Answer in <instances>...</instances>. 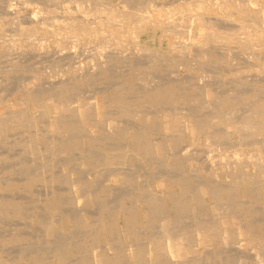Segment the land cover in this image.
Masks as SVG:
<instances>
[{
	"label": "rangeland",
	"instance_id": "1",
	"mask_svg": "<svg viewBox=\"0 0 264 264\" xmlns=\"http://www.w3.org/2000/svg\"><path fill=\"white\" fill-rule=\"evenodd\" d=\"M263 18L264 0H0V264H264Z\"/></svg>",
	"mask_w": 264,
	"mask_h": 264
},
{
	"label": "bare ground",
	"instance_id": "2",
	"mask_svg": "<svg viewBox=\"0 0 264 264\" xmlns=\"http://www.w3.org/2000/svg\"><path fill=\"white\" fill-rule=\"evenodd\" d=\"M208 1H209V0H208ZM217 2H218V1H217ZM38 4H39V3H38ZM63 4H64V3H63ZM66 4H67V3H66ZM199 4H200V3H199ZM208 4H209V3H208ZM67 5H69V4H67ZM200 5H201V4H200ZM215 5H216V4H215ZM220 5H221V4H220ZM247 5H248V4H247ZM218 6H219V5H218ZM234 6H235V5H234ZM62 7H63V6H62ZM214 7H215V6H214ZM222 7H223V6H222ZM235 7H236V6H235ZM240 7H241V6H240ZM251 7H252V5H251ZM70 8L72 9V7H70ZM192 8H193V7H192ZM223 8H224V7H223ZM246 8H247V7H246ZM71 9H70V10H71ZM217 9H218V7H217ZM244 9H245V8H244ZM74 10H75V9H74ZM218 10H220V9H218ZM59 11H60V10H59ZM67 11H68V10H67ZM64 13H65V12H64ZM222 13H223V12H222ZM225 13H226V12H225ZM258 13H259V12H258ZM258 13H257V14H258ZM65 14H66V13H65ZM196 14H197V13H196ZM223 14H224V13H223ZM259 14H260V13H259ZM66 15H67V14H66ZM148 15H149V14H148ZM224 15H225V14H224ZM227 15H228V14H227ZM96 18H97V17H96ZM193 18H194V17H193ZM252 18H254V17H252ZM257 18H258V17H257ZM61 19H62V18H61ZM67 19H68V18H67ZM250 19H251V18H250ZM263 19H264V18H263ZM146 20H147V19H146ZM232 20H233V19H232ZM252 20H253V19H252ZM109 21H110V20H109ZM234 21H235V18H234ZM195 22H196V21H195ZM261 22H262V21H261ZM263 22H264V21H263ZM120 23H121V22H120ZM150 23H151V22H150ZM170 23H171V22H170ZM172 23H174V22H172ZM198 23H200V22L198 21ZM254 23H255V22H254ZM118 24H119V23H118ZM193 24H194V23H193ZM259 24H261V23H259ZM62 25H63V24H62ZM87 25H89V24H87ZM91 25H93V24H91ZM137 25H138V24H137ZM164 25H166V24H164ZM164 25H163V26H164ZM168 25H169V24H168ZM194 25H196V23H195ZM2 26H3V25H2ZM107 26H108V25H107ZM113 26H114V25H113ZM122 26H123V25L121 24V27H122ZM183 26H184V25H183ZM242 26H243V25H242ZM147 27H148V24H147ZM168 27H169V26H168ZM202 27H203V26H202ZM245 27H246V26H245ZM245 27H244V28H245ZM66 28H67V27H66ZM93 28H94V27H93ZM169 28H170V27H169ZM199 28H200V27H199ZM118 29H120V27H119ZM195 29H196V28H195ZM256 29H257V28H256ZM259 29H260V28H259ZM72 30H73V29H72ZM83 30H84V29H83ZM98 30H99V29H98ZM186 30H187V29H186ZM240 30H241V29H240ZM99 31H100V30H99ZM137 31H138V30H137ZM223 31H224V30H223ZM238 31H239V30H238ZM244 31H245V30H244ZM41 32H42V31H41ZM101 32H102V31H101ZM130 32H131V31H130ZM245 32H246V31H245ZM249 32H250V30H249ZM249 32H248V33H249ZM251 32H252V31H251ZM251 32H250V34H251ZM81 33H82V32H81ZM131 33H132V32H131ZM134 33H135V32H134ZM166 33H167V32H166ZM243 33H244V32H243ZM7 34H8V33H7ZM139 34H140V33H139ZM167 34H168V33H167ZM176 34H177V33H176ZM236 34H237V33H236ZM239 34H240V33H239ZM134 35H136V34H134ZM165 35H166V34H165ZM169 35H170V34H169ZM169 35H168V36H169ZM179 35H180V34H179ZM193 35H195V34H193ZM241 35H242V34H241ZM259 35H260V34H259ZM5 36H7V35H5ZM14 36H15V35H14ZM16 36H17V35H16ZM56 36H57V35H56ZM120 36H121V35H120ZM131 36H133V35H131ZM140 36H141V35H140ZM184 36H185V35H184ZM196 36H197V34H196ZM242 36H243V35H242ZM257 36H258V35H257ZM200 37H201V36H200ZM252 37H253V36H252ZM259 37H260V36H259ZM0 38H1V37H0ZM10 38H12V37H10ZM13 38H14V37H13ZM196 38H197V37H196ZM263 38H264V37H263ZM7 39H8V38H7ZM120 39H121V38H120ZM127 39H128V38H127ZM153 39H154V38H153ZM166 39H167V38H166ZM174 39H175V38H174ZM260 39H261V38H260ZM111 40H112V39H111ZM130 40H131V39H130ZM134 40H136V39H134ZM187 40H188V38H187ZM251 40H252V39H251ZM5 41H6V40H5ZM127 41H128V40H127ZM203 41H204V40H203ZM0 42H1V41H0ZM148 42H149V41H148ZM155 42H156V41H155ZM247 42H248V41H247ZM122 43H123V42H122ZM258 43H259V42H258ZM123 44H124V43H123ZM250 44H251V43H249V45H250ZM260 44H261V43H260ZM262 44H263V42H262ZM262 44H261V45H262ZM126 45H127V44H126ZM190 45H191V44H190ZM249 45H248V46H249ZM254 45H255V44H254ZM252 47H253V46H252ZM260 49H261V48H260ZM263 66H264V64H263ZM152 90H153V89H152ZM167 90H169V89H167ZM155 91H156V89H155ZM159 91H160V90H159ZM161 92H162V91H161ZM161 92H160V93H161ZM163 92H164V91H163ZM170 92H171V91H170ZM149 94H150V93H149ZM155 94H156V93H155ZM157 94H158V93H157ZM167 94H168V92H167ZM171 95H172V94H171ZM31 97H32V96H31ZM31 97H30V98H31ZM149 97H150V96L148 95V98H149ZM151 97H152V95H151ZM151 97H150V98H151ZM154 97H155V96H154ZM30 98H29V99H30ZM42 98H45V96L42 97ZM63 98H64V97H63ZM63 98H62V99H63ZM38 99H39V98H38ZM152 99H153V97H152ZM154 99H155V98H154ZM158 99H160V98H158ZM27 100H28V99H27ZM35 100H36V99H35ZM41 100H42V99H41ZM45 100H46V99H45ZM60 100H61V99H60ZM144 100H146V99H144ZM144 100H142V101H144ZM62 101H63V100H62ZM159 101H160V100H159ZM25 102H26V101H25ZM150 102H151V99H150ZM26 103H27V102H26ZM31 103H32V102H31ZM40 103H41V102H40ZM42 103H44V102H42ZM42 103H41V105H43ZM63 103H64V102H63ZM66 103H67V102H66ZM138 103H139V102H138ZM226 103H227V102H226ZM228 103H229V102H228ZM33 104H34V103H33ZM67 104H68V103H67ZM75 104H76V103H75ZM58 105H59V104H58ZM64 105H65V104H64ZM81 105H83V104H81ZM133 105H134V104H133ZM138 105H139V104H138ZM29 106H30V105H29ZM44 106H45V105H44ZM77 106H78V105H77ZM92 106H93V105H92ZM60 107H61V106H60ZM66 107H67V106H66ZM28 108H29V107H28ZM44 108H45V107H44ZM92 108H93V107H92ZM92 108H91V111H92ZM29 109H30V108H29ZM67 110H69V109L67 108ZM76 110H77V109H76ZM86 110H88V109H86ZM132 110H133V108H132ZM136 110H138V109H136ZM44 111H45V109H44ZM46 111H47V109H46ZM91 111H90V114H91ZM77 112H78V111H77ZM92 112H93V111H92ZM133 112H134V111H133ZM263 112H264V111H263ZM250 113H251V112H250ZM252 113H253V112H252ZM85 114H86V113H84V115H85ZM93 114H94V113H92L91 115H93ZM46 115H47V114H46ZM88 115H89V114H88ZM138 115H139V114H138ZM186 115H187V114H186ZM212 115H213V114H212ZM253 115H255V113H253ZM48 116H49V115H48ZM48 116H47V117H48ZM96 116H97V115H96ZM195 116H196V115H195ZM256 116H257V115H256ZM52 117H53V116H52ZM92 117H93V116H92ZM1 118H2V117H1ZM1 118H0V119H1ZM139 118H140V117H139ZM185 118H186V117H185ZM250 118H251V117H250ZM30 119H31V118H30ZM82 119H83V117H82ZM82 119H81V120H82ZM5 120H6V119H5ZM5 120H4V121H5ZM144 120H145V119H144ZM203 120H205V119H203ZM214 120H215V119H214ZM245 120H246V119H245ZM6 121H7V120H6ZM30 121H32V120H30ZM30 121H28V122H30ZM184 121H185V120H184ZM227 121H228V120H227ZM232 121H233V120H232ZM143 122H144V121H143ZM194 122H195V121H194ZM234 122H235V121H234ZM249 122H250V121H249ZM5 123H6V122H5ZM7 123H8V122H7ZM55 123H56V122H55ZM57 123H58V122H57ZM61 123H62V122H61ZM190 123H191V122H190ZM199 123H201V122L199 121ZM232 123H233V122H232ZM246 123H247V122H246ZM254 123H255V122H254ZM87 124H89V123H87ZM197 124H198V122H197ZM1 125H2V124H1ZM60 125H61V124H60ZM195 125H196V124H195ZM198 125H199V124H198ZM204 125H205V124H204ZM207 125H208V124H206V126H207ZM253 125H255V124H253ZM2 126H3V125H2ZM2 126H1V127H2ZM7 126H8V125H7ZM61 126H62V125H61ZM192 126H193V125H192ZM228 126H229V124H228ZM247 126H248V124H247ZM58 127H59V126H58ZM195 127H196V126H195ZM203 127H204V126H203ZM59 128H60V127H59ZM205 128H206V127H205ZM254 128H255V127L253 126L252 129H254ZM60 129H61V131H62V128H60ZM192 129H194V128L192 127ZM204 130H205V129H204ZM231 130H232V129H231ZM235 130H236V128H235ZM217 131H218V130H217ZM249 131H251V130L249 129ZM54 132H55V131H54ZM190 132H191V131H190ZM126 133H127V132H126ZM202 133H203V132H202ZM220 133H221V131H220ZM229 133H230V132H229ZM123 134H124V133H123ZM214 134H215V133H214ZM245 134H246V133H244L243 135H245ZM249 134H250V132H249ZM150 135H151V134H150ZM221 135H222V134H221ZM216 136H217V135H216ZM250 136H251V135H250ZM257 136H258V135H257ZM124 137H125V136H124ZM217 137H218V136H217ZM220 137H221V136H220ZM243 137H244V136H243ZM149 138H150V137H149ZM167 138H168V137H167ZM183 138H184V136H183ZM194 138H195V137H194ZM134 139H135V138H134ZM134 139H133V140H134ZM136 139H137V138H136ZM178 139H179V138H178ZM178 139H177V140H178ZM198 139H199V138H198ZM204 139H205V138H204ZM160 140H161V139H160ZM165 140H166V138H165ZM194 140H195V139H194ZM260 140H264V139H260ZM147 141H148V140H147ZM163 141H164V140H163ZM163 141H162V142H163ZM178 141H179V140H178ZM189 141H191V140H189ZM236 141H237V140H236ZM238 141H239V140H238ZM251 141H254V140H251ZM138 142H139V141H138ZM239 142H240V141H239ZM254 142H255V141H254ZM74 143H75V142H74ZM140 143H141V141H140ZM171 143H172V140H171ZM171 143H170V144H171ZM174 143H175V141H174ZM198 143H199V142H198ZM217 143H218V142H217ZM237 143H238V142H237ZM237 143L235 144V146L237 145ZM257 143H258V142H257ZM53 144H54V143H53ZM72 144H73V143H72ZM142 144H143V143H142ZM238 144L240 145V147L243 145V144L241 145L240 143H238ZM249 144H250V142H249ZM249 144H248V145H249ZM147 145H148V143H147ZM147 145H146V146H147ZM154 145H155V143H154ZM163 145H164V143H163ZM166 145H167V144H166ZM263 145H264V144H263ZM56 146H57V145H56ZM56 146H55V147H56ZM140 146H141V145H140ZM150 146H151V145H150ZM150 146H149V147H150ZM160 146H161V145H160ZM221 146H222V145H221ZM253 146H254V145H253ZM144 147H145V145H144ZM149 147H148V150H149ZM152 147H153V146H152ZM163 147H165V146H163ZM171 147H172V146H171ZM223 147H224V146H223ZM223 147H222V149H225V148H226V147H224V148H223ZM153 148H154V147H153ZM159 148H160V147H158V149H159ZM217 148H218V147H217ZM237 148L239 149V147H237ZM243 148H244V147H243ZM249 148H250V146H249ZM257 148H259V147H257ZM260 148H261V146H260ZM134 149H135V148H134ZM136 149H137V148H136ZM136 149H135V150H136ZM144 149H145V148H144ZM151 149H152V148H151ZM164 149H166V148H164ZM168 149H169V148H168ZM171 149H172V148H171ZM210 149L212 150V148H210ZM241 149H242V148H241ZM153 150H154V149H153ZM160 150H163V149H160ZM220 150H221V149H220ZM225 150H226V149H225ZM243 150H244V149H243ZM243 150H242V151H243ZM149 151H150V150H149ZM214 151H215V150H214ZM217 151H218V150H217ZM251 151H252V150H251ZM147 152H148V151H147ZM237 152H238V151H237ZM237 152H236V153H237ZM239 152H240V151H239ZM239 152H238V153H239ZM247 152H248V151H247ZM138 153H139V152H138ZM158 153H160V152L158 151ZM255 153H256V152H255ZM255 153H253V154H255ZM166 154H167V153H166ZM226 154H229V153L226 151L225 155H226ZM241 154L243 155V153H241ZM246 154H247V153H246ZM246 154H244V155H246ZM251 154H252V153H251ZM219 155H220V154H219ZM219 155H218V156H219ZM223 155H224V153H223ZM225 155H224V156H225ZM231 155H232V154H230V156H231ZM242 155H241V157H242ZM244 155H243V156H244ZM256 155H257V154H255V157H256ZM161 156H162V155H161ZM232 156H233V155H232ZM159 157H160V156H159ZM244 157L246 158V156H244ZM255 157H254V159H255ZM146 158H147V157H146ZM224 158H226V157H224ZM250 158L253 159V156H252V157L250 156ZM221 159H222V158H221ZM231 159H233V158H231ZM238 159H239V158H238ZM238 159H237V160H238ZM243 159H244V158H243ZM254 159H253V161H254ZM165 160H166V159H165ZM229 160H230V159H229ZM233 160H234V159H233ZM239 160H240V159H239ZM258 160H259V159H258ZM166 161H167V160H166ZM218 161H219V160H218ZM226 161H227V158H226ZM250 161H251V160H250ZM239 162H240V161H239ZM245 162H246V161H245ZM247 162H248V161H247ZM259 162H260V160H259ZM259 162H257V161L255 162V161H254V163H256V164L259 163ZM262 162H263V161H262ZM221 163H222V162H221ZM226 163H227V162H226ZM226 163H225V165H226ZM242 163H243V162H242ZM263 163H264V162H263ZM222 164H223V163H222ZM240 164H241V163H240ZM243 164H244V163H243ZM246 164H248V163H246ZM256 164H255V165H256ZM232 165H233V164H232ZM260 165H261V164H260ZM238 166H241V165H238ZM261 166H264V165H261ZM221 167H222V165H221ZM223 167H225V166L223 165ZM230 167H231V166H230ZM250 167H252V166H250ZM214 168H215V167H214ZM228 168H229V167H228ZM233 168H235V167L233 166ZM239 168H240V167H239ZM241 168H242V167H241ZM243 168H244V167H243ZM261 168H263V167H261ZM254 169H256V168L254 167ZM258 169H259V167H258ZM224 170H225V169H224ZM233 170H234V169H233ZM244 170H245V169H244ZM227 171H228V170H227ZM227 171H226V172H227ZM250 171H251V170H250ZM254 171H255V170H254ZM210 172H211V171H210ZM235 172H236V171H235ZM235 172H234V174H235ZM237 172H238V171H237ZM223 173H224V172H223ZM227 173H228V172H227ZM240 173H241V172H239V175H237L238 173H236L235 175H236V176H240ZM244 173H245V172H244ZM248 174H249V172H248ZM228 175H230V174H228ZM235 175H234V176H235ZM38 176H39V175H38ZM55 176H56V175H55ZM222 176H224V175H222ZM222 176H221V177H222ZM230 176H231V175H230ZM253 176H254V174H253ZM30 177H31V176H30ZM117 177H118V175H117ZM119 178H120V177H119ZM219 178H220V177H219ZM228 178H229V177H228ZM230 178H231V177H230ZM237 178H238V177H237ZM244 178H245V177H244ZM256 178H257V176H256ZM30 179H31V178H30ZM161 179H162V178H161ZM235 179H236V178H235ZM246 179H247V178H246ZM249 179H250V178H249ZM253 179H254V178H253ZM163 180H165V179H163ZM167 180H168V179H167ZM167 180H166V181H167ZM169 180H170V179H169ZM224 180H225V179H224ZM228 180H229V179H228ZM161 181H162V180H161ZM166 181H165V182H166ZM170 181H173V180H170ZM178 181H179V180H178ZM229 181H230V180H229ZM233 181H234V180H233ZM252 181H253V180H252ZM167 182H168V181H167ZM176 182H177V181H175V183H176ZM185 182H186V181H185ZM235 182H236V181H235ZM254 182H255V181H254ZM254 182H253V183H254ZM257 182H258V181H256L255 183H257ZM260 182H261V181H260ZM34 183H35V182H34ZM222 183H223V182H222ZM247 183H248V182H247ZM255 183H254V184H255ZM261 183H262V182H261ZM10 184H11V183H10ZM91 184H92V183H91ZM93 184H94V183H93ZM162 184H163V183H162ZM162 184H161V185H162ZM171 184H172V183H171ZM173 184H174V183H173ZM182 184H183V183H182ZM201 184H202V183H201ZM248 184H249V183H248ZM254 184H253V185H254ZM257 184H258V183H257ZM14 185H15V184H14ZM14 185H13V186H14ZM202 185H204V184H202ZM207 185H208V184H207ZM222 185H223V184H222ZM241 185H242V184H241ZM175 186H176V185H175ZM178 186H179V185H178ZM209 186H210V185H208V187H209ZM225 186H226V184H225ZM227 186H229V184H227ZM238 186H239V185H238ZM197 187H198V186H197ZM221 187H222V186H221ZM234 187H235V186H233V188H234ZM236 187H237V186H236ZM245 187H246V186H245ZM254 187L257 189V185L254 186ZM263 187H264V185H263ZM165 188H166V187H165ZM165 188H164V189H165ZM209 188H210V187H209ZM209 188H208V189H209ZM212 188H213V186H212ZM212 188H210V189H212ZM216 188H217V187H216ZM247 188H249V187H247ZM12 189H13V188H12ZM166 189L168 190V188H166ZM197 189H198V188H197ZM214 189H215V187H214ZM224 189H225V188H224ZM224 189H222V190H224ZM245 189H246V188H245ZM256 189L252 188V190H255V191H256ZM261 189H262V188H261ZM175 190H177V189L175 188ZM195 190H196V188H195ZM198 190H199V189H198ZM218 190H219V189H217V191H218ZM222 190H221V192H222ZM230 190H231V189H230ZM230 190H229V191H230ZM232 190H233V189H232ZM243 190H244V188H243ZM76 191H77V190H76ZM183 191H184V192L186 191V187H185V189L183 188ZM224 191H225V190H224ZM249 191H250V190H249ZM255 191H254V192H255ZM262 191H263V190H262ZM262 191H261V192H262ZM184 192L182 193V195L184 194ZM219 192H220V191H219ZM226 192H228V191H226ZM236 192H237V191H236V189H235V193H236ZM247 192H248V190H246V193H247ZM254 192H253V193H254ZM256 192H258V191H256ZM256 192H255V193H256ZM80 193H81V192H80ZM80 193H79V194H80ZM205 193H206V191H205ZM215 193H216V191H215ZM228 193H229V192H228ZM230 193H231V192H230ZM232 193H233V192H232ZM243 193H244V192H243ZM176 194H177V193H176ZM195 194H196V193H195ZM198 194H199V193H198ZM212 194H213V193H212ZM225 194H226V193H225ZM237 194H238V193H237ZM259 194H260V193H258V196H259ZM192 195H193V194H192ZM200 195H201V194H200ZM221 195H222V194H221ZM221 195H220V196H221ZM241 195H242V194H241ZM255 195H256V194H255ZM78 196H79V195H78ZM78 196H77V198H78ZM82 196H83V195H81V197H82ZM87 196H88V195H87ZM164 196H165V195H164ZM166 196H167V195H166ZM178 196H179V195H178ZM190 196H191V193H190V195L188 196V198H189ZM198 196H199V195H198ZM206 196H207V193H206ZM208 196H209V195H208ZM214 196H215V195H214ZM226 196H227V195H226ZM248 196H249V195H248ZM248 196H246V197H248ZM251 196H252V195H251ZM253 196H254V195H253ZM54 197H55V196H54ZM72 197L74 198V196H72ZM161 197H162V196H161ZM172 197H173V196H172ZM176 197H177V196H176ZM216 197H217V196H216ZM232 197H233V196H232ZM237 197H238V196H237ZM242 197H243V196H242ZM254 197H255V196H254ZM254 197H253V200L255 199ZM262 197H263V196H262ZM85 198H86V197H85ZM87 198H88V197H87ZM186 198H187V197H186ZM196 198H197V197H196ZM212 198H213V197H212ZM218 198H220V200H221V198H223V197H222V196H221V197L218 196ZM80 199H81V198H80V196H79V201H80ZM174 199H176V198H174ZM197 199H199V198H197ZM203 199H204V198H203ZM228 199H229V198H228ZM228 199H227V200H228ZM232 199H234V198H232ZM235 199H237V198H235ZM239 199H240V198H239ZM263 199H264V198H262V200H263ZM75 200H76V199H75ZM75 200H74V201H75ZM87 200H88V199H87ZM177 200H178V198H177ZM216 200H217V198H216ZM227 200H226V201H227ZM241 200H242V199H241ZM257 200L259 201V199H257ZM57 201H58V200H57ZM76 201H77V200H76ZM157 201H158V200H157ZM205 201H206V200H205ZM214 201H215V200H214ZM218 201H219V200H218ZM232 201H233V200H232ZM238 201H239V200H238ZM244 201H245V200H244ZM260 201H261V200H260ZM260 201H259V202H260ZM55 202H56V201H55ZM166 202H167V201H166ZM189 202H190V201H189ZM223 202H225V201H223ZM228 202H229V201H228ZM240 202H241V201H240ZM256 202H257V201H256ZM76 203H77V202H76ZM76 203H75V204H76ZM78 203H79V202H78ZM83 203H84V200H83ZM152 203H153V201H152ZM152 203H151V204H152ZM155 203H156V202H155ZM198 203H199V202H198ZM198 203L196 202V204H198ZM200 203H201V202H200ZM204 203H205V202H204ZM208 203H209V202H207V204H208ZM211 203H212V201H211ZM211 203H210V204H211ZM220 203H221V202H220ZM220 203H218V204H220ZM234 203H235V202H234ZM53 204H54V203H53ZM127 204H128V203H127ZM141 204H142V203H141ZM141 204H140V205H141ZM153 204H154V203H153ZM161 204H162V203H161ZM180 204H181V203H180ZM191 204H192V203H190V207H191ZM207 204L205 205L206 208L208 207ZM224 204H226V203H224ZM240 204H241V203H240ZM243 204H245V203H242V205H243ZM77 205H79V204H77ZM81 205H82V204H81ZM83 205H84V204H83ZM114 205H115V204H114ZM117 205H118V204H117ZM137 205H138V204H137ZM154 205H155V204H154ZM168 205H169V204H168ZM173 205H174V204H173ZM175 205H176V204H175ZM251 205H252V204H250V206H251ZM110 206H111V205H110ZM164 206H165V205H164ZM199 206H200V205H199ZM114 207H115V206H114ZM127 207H128V206H127ZM178 207H179V206H178ZM178 207H176V208H178ZM181 207H182V206H181ZM181 207H180V208H181ZM203 207H204V206H203ZM49 208H50V207H49ZM115 208H116V207H115ZM155 208H157V207L155 206ZM158 208H159V207H158ZM158 208H157V209H158ZM170 208H171V207H170ZM192 208H193V207H192ZM199 208H200V207H199ZM217 208H218V206L216 207V209H217ZM236 208H237V207H236ZM238 208H239V207H238ZM105 209H106V208H105ZM105 209H104V210H105ZM142 209H143V206H142ZM146 209H147V208H146ZM151 209H152V208H151ZM173 209H174V208H173ZM184 209H185V208H184ZM126 210H127V209H126ZM199 210H200V209H199ZM237 210H238V209H237ZM168 211H169V210H168ZM183 211H184V210H183ZM108 212H109V211H108ZM131 212H132V211H131ZM133 212H134V210H133ZM144 212H145V210H144ZM155 212H156V210H155ZM155 212H154V214H155ZM159 212H160V211H159ZM172 212H173V211H172ZM179 212H182V211H179ZM196 212H197V211H196ZM228 212H229V210H228ZM228 212H227V213H228ZM137 213H138V212H137ZM157 213H158V212H157ZM161 213H162V212H161ZM161 213H160V214H161ZM223 213L225 214L226 212H223ZM158 214H159V213H158ZM172 214H173V213H172ZM228 214H230V213H228ZM109 215H110V214H109ZM109 215H108V216H109ZM117 215H118V214H117ZM221 215H222V213H221ZM239 215H240V214H239ZM62 216L65 217L64 215H62ZM157 216H158V215H157ZM157 216H156V217H157ZM167 216H168V215H167ZM67 217H68V216H67ZM77 217H78V216H77ZM118 217H119V216H118ZM153 217H155V216H153ZM227 217H228V216H227ZM227 217H226V218H227ZM240 217H241V216H240ZM61 218H62V217H61ZM65 218H66V217H65ZM69 218H70V217H69ZM104 218H106V217H104ZM104 218H103V219H104ZM116 218H117V217H116ZM163 218H164V217H163ZM166 218H167V217H166ZM222 218H223V217H222ZM224 218H225V217H224ZM226 218H225V219H226ZM249 218H250V217H249ZM38 219H40V218H38ZM97 219H98V218H97ZM62 220H63V219H62ZM72 220H73V219H72ZM100 220H101V219H100ZM118 220H119V219H118ZM41 221H43V220H41ZM97 221H98V220H97ZM223 221H224V220H223ZM64 222H65V221H64ZM67 222H68V221H67ZM69 222H70V221H69ZM79 222H80V220L77 222L78 225L80 224ZM81 222H82V221H81ZM104 222H105V221H104ZM220 222H221V221H220ZM249 222H250V221H249ZM52 223H53V222H52ZM54 223H55V222H54ZM58 223H59V222H58ZM60 223H61V222H60ZM100 223H102V222H100ZM117 223H118V222H117ZM117 223H116V224H117ZM250 223H251V222H250ZM250 223H249V224H250ZM49 224H50V223H49ZM65 224H66V223H65ZM98 224H99V223H98ZM102 224H103V223H102ZM222 224H223V222H222ZM224 224H225V223H224ZM51 225H52V224H51ZM104 225H105V224H104ZM53 226H54V225H53ZM96 226H98V225H96ZM118 226H119V225H118ZM56 227H57V226H56ZM61 227H62V226H61ZM127 227H129V226H127ZM210 227H211V226H210ZM215 227H216V226H215ZM217 227H218V226H217ZM224 227H225V226H224ZM227 227H230V226H227ZM233 227H234V226H233ZM49 228H50V226H49ZM58 228H59V227H58ZM58 228H57V229H58ZM121 228H122V226H121ZM129 228H130V227H129ZM246 228H247V227H246ZM63 229H64V227H63ZM72 229H73V227H72ZM74 229H75V228H74ZM100 229H101V227H100ZM198 229H199V228H198ZM221 229H222V228H221ZM241 229H243V228H241ZM45 230H46V229H45ZM50 230H52V229L50 228ZM59 230H61V229H59ZM113 230H114V229H113ZM123 230H124V228H123ZM194 230H195V229H194ZM194 230H193V231H194ZM216 230H217V229H216ZM229 230H230V229H229ZM246 230H247V229H246ZM246 230H245V231H246ZM104 231H105V230H104ZM118 231H119V230H118ZM197 231H198V230H197ZM209 231H210V229H209ZM225 231H226V230H225ZM257 231H258V230H257ZM93 232H94V231H93ZM191 232H192V231H191ZM195 232H196V231H195ZM228 232H229V231H228ZM234 232H235V230H234ZM246 232H247V231H246ZM258 232H259V231H258ZM263 232H264V231H263ZM104 233H105V232H104ZM124 233H125V232H124ZM236 233H237V232H236ZM261 233H262V232H261ZM47 234H48V231H47ZM218 234H219V233H218ZM220 234H222V233H220ZM230 234H231V233H230ZM232 234H234V233H232ZM241 234H242V232H241ZM243 234H244V232H243ZM246 234H247V233H246ZM263 234H264V233H263ZM60 235H61V234H60ZM167 235H169V234H167ZM191 235H192V234H191ZM261 235H262V234H261ZM261 235H260V236H261ZM46 236H47V235H46ZM189 236H190V234H189ZM218 236H219V235H218ZM234 236L236 237V235H234ZM234 236H233V237H234ZM170 237H171V235H170ZM235 237H234V238H235ZM250 237H251V236H250ZM185 238H186V237H185ZM212 238H213V237H212ZM59 239H60V238H59ZM95 239H96V238H95ZM204 239H205V238H204ZM210 239H211V238H210ZM224 239H225V238H224ZM238 239H239V238H238ZM247 239H248V238H247ZM251 239H252V238H251ZM52 240H53V239H52ZM109 240H110V239H109ZM231 240H232V239H231ZM242 240H243V239H242ZM245 240H246V239H245ZM57 241H58V240H57ZM68 241H69V240H68ZM149 241H152V240H149ZM190 241H191V240H190ZM212 241H213V239H212ZM232 241H233V240H232ZM246 241H247V240H246ZM258 241H259V240H258ZM261 241H263V240L261 239ZM203 242H204V241H203ZM207 242H208V240H207ZM249 242H250V241H249ZM253 242H254V241H253ZM151 243H152V242H151ZM189 243H190V242H189ZM194 243H195V242H194ZM226 243H228V242H226ZM226 243H225V244H226ZM256 243H257V242H256ZM258 243H260V242H258ZM262 243H263V242H262ZM223 244H224V242H223ZM253 244H255V243H253ZM65 245H66V244H65ZM147 245H148V244H147ZM151 245H152V244H151ZM151 245H150V246H151ZM153 245H154V244H153ZM188 245H189V244H188ZM74 246H75V245H74ZM250 246H251V245H250ZM53 247H54V246H53ZM67 247H68V246H67ZM197 247H198V246H197ZM51 248H52V247H51ZM68 248H69V250H70L71 247H68ZM158 248H159V247H158ZM197 249H198V248H197ZM48 250H49V249H48ZM60 250H61V249H60ZM91 250H92V249H91ZM63 251L65 252L66 250H63ZM151 251H153V250L151 249ZM195 251H196V250H195ZM217 251H218L217 253H219V250H217ZM154 252H155V251H154ZM66 253H67V252H66ZM66 253H65V255H66ZM132 254H133V253H132ZM154 254H155V253H154ZM113 255H114V253H113ZM115 255H116V254H115ZM145 255H146V254H145ZM54 256H55V255H54ZM83 256H84V255H83ZM99 256H100V255H99ZM133 256H134V254H133ZM148 256H149V254H148ZM188 256H189V255H188ZM57 257H58V256H57ZM60 257H61V256H60ZM62 257H63V256H62ZM145 257H146V256H145ZM18 259H19V258H18ZM64 259H65V258H64ZM89 259H90V257H89ZM11 260H12V259H11ZM11 260H10V261H11ZM14 260H15V259H14ZM16 260H17V259H16ZM112 260H113V259H112ZM20 261H21V260H20ZM175 261H176V260H175ZM189 261H190V260H189ZM52 262H53V261H52ZM52 262H51V263H52ZM3 263H4V261H3ZM3 263H2V264H3ZM9 263H10V262H9ZM83 263H84V262H83ZM4 264H5V263H4ZM7 264H8V263H7Z\"/></svg>",
	"mask_w": 264,
	"mask_h": 264
}]
</instances>
